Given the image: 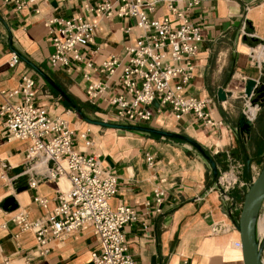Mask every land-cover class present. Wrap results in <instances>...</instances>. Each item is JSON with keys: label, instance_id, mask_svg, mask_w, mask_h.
Instances as JSON below:
<instances>
[{"label": "crops", "instance_id": "0c3cea01", "mask_svg": "<svg viewBox=\"0 0 264 264\" xmlns=\"http://www.w3.org/2000/svg\"><path fill=\"white\" fill-rule=\"evenodd\" d=\"M102 1L36 0L34 5L17 10L0 0V90L17 88L23 75H33L37 102L54 115L65 116L77 131L89 132L94 142L89 151L98 153L104 166L118 176V191L110 199L111 207L125 203L141 214L124 229L129 252L137 264H244L243 251L235 242L241 240L239 218L249 182L252 176L258 177L264 165V105L256 112L249 132L241 134L238 122L249 102L245 97L246 80L254 78L264 83V0H199L188 10L190 21L201 29L202 42L184 94L210 100L208 109L217 123L214 126L193 113L177 120L172 109L158 101L151 106L150 121L117 120L104 98H89L84 77L89 69L83 64L65 68L50 63L54 47L47 20L55 17L82 15L94 24V39L86 54L95 68L113 54L123 56L126 46L137 43L140 29L133 18L107 17L90 10ZM168 14L162 3L153 17ZM13 53L36 64L52 83L20 56L12 66ZM90 71L93 79H106L98 70ZM220 88L233 96L220 101ZM118 89L114 85L112 93ZM4 101L0 94V107ZM12 101H19V97ZM88 119L188 135L214 158L218 175L189 142L107 127ZM82 144L78 140L75 147ZM28 146L27 140L6 138L4 118L0 116V264H94L92 253L100 248V240L92 226L85 224L64 232L51 241L48 255L40 257L34 252V232L22 230L12 221L21 209L30 219L52 213L59 190L69 187L65 177H44L45 165L27 160ZM148 155L153 157L152 164ZM230 169L238 182L226 196L218 179ZM33 180L37 182L35 187L30 185ZM156 188L165 190L160 206L154 200ZM36 196L47 198L48 205L36 202ZM9 197H14L16 209L5 207Z\"/></svg>", "mask_w": 264, "mask_h": 264}, {"label": "built area", "instance_id": "2783aa9c", "mask_svg": "<svg viewBox=\"0 0 264 264\" xmlns=\"http://www.w3.org/2000/svg\"><path fill=\"white\" fill-rule=\"evenodd\" d=\"M3 2L22 10L34 5L36 0ZM182 2L184 6L180 5ZM162 3L170 15L153 17ZM199 3V0H105L97 3L90 8L91 11L107 17L133 18L140 29L135 45L126 46L123 56L111 55L98 68L86 54L94 39V24L82 15L51 18L47 25L54 52L49 61L55 67L70 68L74 64H83L89 69L84 73L89 98H104L114 109L117 120L129 123L150 121L153 117L151 106L158 101L162 106H169L177 120L193 113L214 126L217 123L208 109L210 100L184 94L195 67L193 58L202 42L201 29L190 21L188 10ZM19 61V55L13 53L11 65ZM92 68L103 73L106 79H93ZM114 85L117 89L120 86L121 90L112 93ZM0 94L5 97L0 116L4 118L6 138L9 141H29L27 160L44 164V177L53 180L65 177L69 181L67 189L59 190L58 203L52 213L30 219L28 212L21 209L12 218L22 230L34 232L35 254L40 257L48 255L52 240L87 224L93 227L100 240V248L92 253L94 264H137L129 252L124 229L127 224L139 220L141 214L125 203L111 207L110 199L118 191V176L104 166L98 153L89 151L94 145L89 132L77 131L65 116L54 115L37 102V81L33 75H23L19 87L0 90ZM15 97H19V101H12ZM250 105L249 99L243 112L254 119L256 113L251 115L248 112ZM78 140L83 144L75 147ZM147 160L149 164L153 163L151 155ZM233 170L224 171L218 179L226 196L238 182ZM30 185L35 187L36 180ZM164 196L162 188L154 190L158 206ZM34 199L44 207L48 205L47 198L36 196ZM235 246L242 249V241H236Z\"/></svg>", "mask_w": 264, "mask_h": 264}, {"label": "water", "instance_id": "95a60500", "mask_svg": "<svg viewBox=\"0 0 264 264\" xmlns=\"http://www.w3.org/2000/svg\"><path fill=\"white\" fill-rule=\"evenodd\" d=\"M23 60L32 66L37 72L44 76L49 82L52 83L51 78L43 72L36 64L30 60L24 58L19 54ZM62 95L66 96L63 90H61L57 85H54ZM233 94L227 93L223 88H220L218 91V98L220 101H225L228 97H232ZM245 97L251 100L252 105H258L262 107L264 105V83L259 82L257 79L248 78L246 80L245 87ZM89 122L95 124H101L107 127H114L120 129H130V130H141L150 133L159 134L166 137H172L184 140L189 142L194 147H196L203 156L211 163L214 174L218 175L217 164L214 158L209 155L202 145L191 138L188 135L165 131L161 129H156L153 127L135 125V124H120L112 123L101 120H92L88 119ZM254 119L248 118L243 112L242 116L239 119V132L241 134L247 133L250 131L251 126L253 125ZM264 206V165L258 175V177L253 181L249 186L248 191L245 195L242 210L239 218V231L240 238L242 241V251L244 257V264H264L263 253H264V236L262 239L259 238L258 233V221L260 218L261 210ZM6 208H17V203L15 202L14 197H9L5 201Z\"/></svg>", "mask_w": 264, "mask_h": 264}, {"label": "bare ground", "instance_id": "6f19581e", "mask_svg": "<svg viewBox=\"0 0 264 264\" xmlns=\"http://www.w3.org/2000/svg\"><path fill=\"white\" fill-rule=\"evenodd\" d=\"M257 110H258V106L256 105V107H254V106H250L249 108H248V112L251 114V115H253V114H255L256 112H257ZM253 113H252V112ZM40 167V166H39ZM36 171H37V169H36ZM258 232H259V235H261V236H263L264 235V227H262V225H261V218H259V221H258Z\"/></svg>", "mask_w": 264, "mask_h": 264}, {"label": "rangeland", "instance_id": "374dc122", "mask_svg": "<svg viewBox=\"0 0 264 264\" xmlns=\"http://www.w3.org/2000/svg\"><path fill=\"white\" fill-rule=\"evenodd\" d=\"M250 106H252V105H250ZM259 108H260V107L258 106V110H259ZM258 110H257V113H258ZM241 163H242V164L245 163V160H244V162H241ZM243 165H244V164H243ZM243 165H242V166H243ZM226 171H227V170H226ZM254 176H256V174H255ZM254 179H255V177L252 176V178H251V180H250V182H249L250 185L253 183ZM260 218H261V225H262V227H264V206H263V208H262V210H261ZM258 233H259V232H258ZM263 236H264V235H263ZM263 236L259 235V238L262 239ZM263 260H264V253H263Z\"/></svg>", "mask_w": 264, "mask_h": 264}]
</instances>
